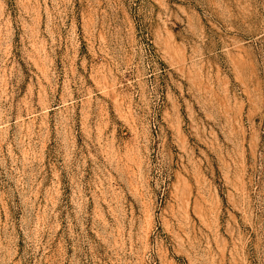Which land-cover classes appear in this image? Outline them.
<instances>
[{
  "label": "rangeland",
  "instance_id": "obj_1",
  "mask_svg": "<svg viewBox=\"0 0 264 264\" xmlns=\"http://www.w3.org/2000/svg\"><path fill=\"white\" fill-rule=\"evenodd\" d=\"M0 264H264V0H0Z\"/></svg>",
  "mask_w": 264,
  "mask_h": 264
}]
</instances>
